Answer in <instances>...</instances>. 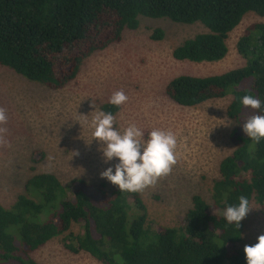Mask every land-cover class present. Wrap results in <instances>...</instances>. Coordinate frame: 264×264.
<instances>
[{
    "label": "trees",
    "instance_id": "trees-1",
    "mask_svg": "<svg viewBox=\"0 0 264 264\" xmlns=\"http://www.w3.org/2000/svg\"><path fill=\"white\" fill-rule=\"evenodd\" d=\"M250 12L264 17V0H0V66L61 90L87 58L120 42L126 30H137L142 18L204 25L207 32L185 41L173 57L219 62L229 52V35ZM162 35L157 30L153 38ZM237 48L244 67L209 77L180 76L167 85V95L184 107L232 95L227 115L241 127L249 116L264 114V106L255 112L241 104L245 94H253L264 105V24L249 27ZM116 110L103 106L105 113ZM232 140L236 149L220 164L212 202L194 196L174 228L154 227L139 193L33 174L10 208L0 204V264H39L34 253L61 236L68 251L86 252L101 264H247L243 221L239 228L229 225L223 213L241 195L264 210V140L254 144L237 130ZM43 158L38 151L31 161Z\"/></svg>",
    "mask_w": 264,
    "mask_h": 264
},
{
    "label": "rangeland",
    "instance_id": "rangeland-1",
    "mask_svg": "<svg viewBox=\"0 0 264 264\" xmlns=\"http://www.w3.org/2000/svg\"><path fill=\"white\" fill-rule=\"evenodd\" d=\"M255 24H264V17L246 14L229 35L225 59L193 63L175 60L173 52L207 32L204 25L142 18L137 30H126L120 42L87 58L76 79L61 90L48 89L0 66V107L7 113V124L0 125L7 128L6 143L0 145V204L10 208L33 174L51 173L66 185L84 180L104 183L108 189L118 187L101 178L109 167L114 172L119 161L104 162L101 145L92 137L91 114L103 111L112 93L123 90L128 100L114 113L115 129L123 133L135 124L145 139L153 129L176 136L177 163L172 171L139 194L154 227H179L194 196L212 202L220 164L236 149L232 134L243 130L227 115L232 95L184 107L167 95L166 87L180 76L209 77L244 67L246 59L237 45ZM157 30L163 33L160 39L153 38ZM38 151L44 158L35 164L31 158ZM250 207L243 220V246L257 243L264 234L263 208L255 200ZM72 231L78 233L79 227L73 226ZM63 240L61 236L48 242L34 253L35 260L39 264H101L86 252L71 253Z\"/></svg>",
    "mask_w": 264,
    "mask_h": 264
},
{
    "label": "clouds",
    "instance_id": "clouds-1",
    "mask_svg": "<svg viewBox=\"0 0 264 264\" xmlns=\"http://www.w3.org/2000/svg\"><path fill=\"white\" fill-rule=\"evenodd\" d=\"M127 100L125 92L117 90L110 96L109 103L119 108ZM241 104L255 112H259L264 106L253 94H245L241 98ZM91 115L92 137L101 145L99 151L103 154L104 162L109 163L114 158L119 161L115 164L114 172L109 167L101 172V178L118 186L120 192L139 193L155 186L177 163V139L171 131L153 129L145 139L144 132L135 124H130L123 133L115 129V116L111 112L94 111ZM6 124V109L0 107V125ZM242 130L254 144H259L264 140V114L249 116L243 123ZM6 133L7 128L0 126V145L6 143L3 138ZM251 210L249 199L241 195L238 205L228 206L223 215L229 225L234 223L239 228ZM244 253L247 264H264V234L257 237V243L245 245Z\"/></svg>",
    "mask_w": 264,
    "mask_h": 264
}]
</instances>
